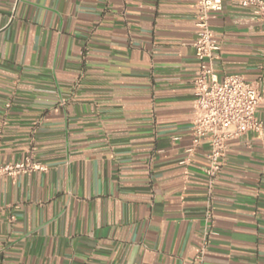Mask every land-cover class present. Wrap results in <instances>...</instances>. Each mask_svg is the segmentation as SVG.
<instances>
[{"label":"crops","instance_id":"crops-1","mask_svg":"<svg viewBox=\"0 0 264 264\" xmlns=\"http://www.w3.org/2000/svg\"><path fill=\"white\" fill-rule=\"evenodd\" d=\"M223 3L214 70L264 95L263 26ZM195 5L0 0V162L47 168L1 180L0 264H192L210 148L189 150ZM210 224L205 264H264V130L230 141Z\"/></svg>","mask_w":264,"mask_h":264},{"label":"built area","instance_id":"built-area-1","mask_svg":"<svg viewBox=\"0 0 264 264\" xmlns=\"http://www.w3.org/2000/svg\"><path fill=\"white\" fill-rule=\"evenodd\" d=\"M108 2L111 0H107ZM238 5L249 7L264 29V0H235ZM197 37L194 41L198 67L193 78L194 108L192 117L193 152L203 141H209L206 153L205 175L207 180V226L196 247L192 264H205L210 236L213 233V193L216 181L224 165L225 155L231 140L249 131L261 132L264 122L258 109L264 102L263 91L258 83L245 80L240 74L219 77L214 70L215 52L220 49L217 35L211 26L213 13L223 10V0H196ZM2 133L0 132V142ZM186 158L182 163H187ZM47 169L35 165L29 156L14 163L0 162V185L6 176H15L25 169Z\"/></svg>","mask_w":264,"mask_h":264}]
</instances>
